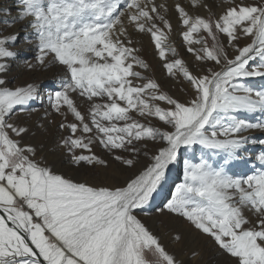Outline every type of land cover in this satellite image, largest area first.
I'll return each mask as SVG.
<instances>
[{
    "label": "snow or ice",
    "instance_id": "6c2138e0",
    "mask_svg": "<svg viewBox=\"0 0 264 264\" xmlns=\"http://www.w3.org/2000/svg\"><path fill=\"white\" fill-rule=\"evenodd\" d=\"M14 6L0 7V264H202L198 237L222 264H264V151H249L264 145V0Z\"/></svg>",
    "mask_w": 264,
    "mask_h": 264
},
{
    "label": "rangeland",
    "instance_id": "374dc122",
    "mask_svg": "<svg viewBox=\"0 0 264 264\" xmlns=\"http://www.w3.org/2000/svg\"><path fill=\"white\" fill-rule=\"evenodd\" d=\"M0 6H1V1H0ZM13 8V14H15V8ZM20 27V26H19ZM18 27V28H19ZM173 42L174 44H176L177 46L179 45V39L177 37H173ZM144 56L154 65L156 64V61L153 59L152 57V49L148 46V42L145 39L144 41ZM157 76H160L161 73L157 70L156 72ZM28 78L27 75H24L21 77V79H26ZM36 78L39 80V82L41 83V86L45 89V91H49L50 87L52 85L56 84V79L54 78V74L53 72H42V73H38L36 75ZM257 87H261L264 86V82L262 81H258L256 84ZM33 119H35V117H33ZM253 135H255L257 137V139H264V134H261L259 132L253 133ZM47 142V141H46ZM249 151L252 152L253 154H258L260 151H264V145H260L258 142L255 144H250L249 145ZM66 165H61V167L63 168L64 171L68 172V174H72L73 176L78 175L77 172L69 170L68 166ZM71 171V172H70ZM81 178H87L92 180V177H81ZM182 179V176H181ZM172 180L175 181L176 183H179L180 181L176 179V175L175 173H173V177ZM94 182H99L94 181ZM147 220V218H145ZM149 223H151V220H148ZM185 228H187V226H184ZM193 237H195V234H192V236L189 238L190 240H193ZM205 237H198L195 238L193 244L191 246H198L200 247L201 251H202V264H222V258L219 257V262L216 259V257H213L211 255V253H209V250L207 249V245L208 243L210 244V242L205 238ZM204 239V240H203ZM177 248H179V246H177ZM182 258L185 260L186 264H196V262L189 260V257L186 253H181ZM211 259V260H210Z\"/></svg>",
    "mask_w": 264,
    "mask_h": 264
},
{
    "label": "bare ground",
    "instance_id": "6f19581e",
    "mask_svg": "<svg viewBox=\"0 0 264 264\" xmlns=\"http://www.w3.org/2000/svg\"><path fill=\"white\" fill-rule=\"evenodd\" d=\"M1 1V6L0 7H14L15 8V6H14V0H0ZM19 27V25H17V28ZM66 167V166H65ZM71 172V171H70ZM72 175V174H71ZM77 176V175H76ZM191 237V236H190ZM189 237V238H190ZM205 239V238H204ZM203 239V240H204ZM208 247H207V249L209 250V253H211V255L213 256V257H216V259L215 260H217L218 262H219V257L218 256H216L215 255V253L213 252V250H212V246H211V244H209L208 243V245H207ZM211 260V259H210ZM194 262H196V261H194ZM219 264V263H218Z\"/></svg>",
    "mask_w": 264,
    "mask_h": 264
}]
</instances>
